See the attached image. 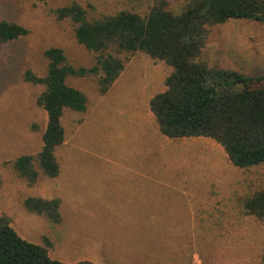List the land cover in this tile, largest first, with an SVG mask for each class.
I'll use <instances>...</instances> for the list:
<instances>
[{
  "label": "rangeland",
  "instance_id": "rangeland-1",
  "mask_svg": "<svg viewBox=\"0 0 264 264\" xmlns=\"http://www.w3.org/2000/svg\"><path fill=\"white\" fill-rule=\"evenodd\" d=\"M71 1L0 0V20L30 31L0 47V217L65 264H262L264 226L239 214L231 197L249 182L264 185V165L243 171L213 139L164 136L150 103L166 90L171 69L145 54L132 57L105 96L92 80H69L87 95L89 108L64 114L58 177L30 187L6 165L41 152L48 126L37 103L43 88L26 82L25 72L46 75L50 48H62L75 66L94 63L71 25L49 14ZM152 1L95 3L99 13L144 15ZM167 1L172 8L179 3ZM208 29L203 62L264 76V23L232 19ZM29 198L60 201L61 224L29 213Z\"/></svg>",
  "mask_w": 264,
  "mask_h": 264
},
{
  "label": "trees",
  "instance_id": "trees-1",
  "mask_svg": "<svg viewBox=\"0 0 264 264\" xmlns=\"http://www.w3.org/2000/svg\"><path fill=\"white\" fill-rule=\"evenodd\" d=\"M35 1L47 5L52 0ZM178 2L172 8L167 0H153L144 15L131 9L99 13L95 0H72L49 9L57 22L71 25L76 41L93 56L94 63L75 66L62 48H50L45 52L46 75L25 72L26 82L43 88L37 103L48 114V126L41 152L6 163L18 178L33 187L42 178L60 174L56 151L66 142L64 114H85L89 108L87 95L69 80H92L105 96L137 54L171 69L166 90L150 103L164 136L213 139L224 148L229 162L243 171L264 165V76L216 69L201 60L209 27L232 19L264 23V0ZM29 34L16 22L0 20V47ZM235 85L239 90H231ZM231 202L239 214L264 226L262 183L249 182L243 193L232 195ZM60 205L58 200L43 198L24 202L29 213L56 226L62 222ZM48 247L24 240L9 219L0 217V264H65L51 258Z\"/></svg>",
  "mask_w": 264,
  "mask_h": 264
},
{
  "label": "crops",
  "instance_id": "crops-1",
  "mask_svg": "<svg viewBox=\"0 0 264 264\" xmlns=\"http://www.w3.org/2000/svg\"><path fill=\"white\" fill-rule=\"evenodd\" d=\"M138 172H139V171H138ZM140 175L144 176V173H143V172H141V173H140ZM144 177H145V176H144Z\"/></svg>",
  "mask_w": 264,
  "mask_h": 264
}]
</instances>
